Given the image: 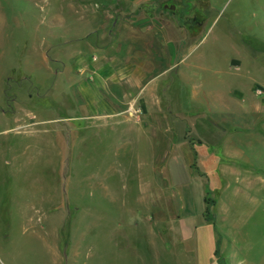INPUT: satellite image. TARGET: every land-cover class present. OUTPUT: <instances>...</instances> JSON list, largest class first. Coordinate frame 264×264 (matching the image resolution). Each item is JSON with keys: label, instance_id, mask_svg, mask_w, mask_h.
<instances>
[{"label": "rangeland", "instance_id": "obj_1", "mask_svg": "<svg viewBox=\"0 0 264 264\" xmlns=\"http://www.w3.org/2000/svg\"><path fill=\"white\" fill-rule=\"evenodd\" d=\"M136 58L150 151L51 123L76 63ZM0 264H264V0H0Z\"/></svg>", "mask_w": 264, "mask_h": 264}, {"label": "crops", "instance_id": "obj_2", "mask_svg": "<svg viewBox=\"0 0 264 264\" xmlns=\"http://www.w3.org/2000/svg\"><path fill=\"white\" fill-rule=\"evenodd\" d=\"M104 51H107V48H104ZM138 59L122 63L114 60L100 63H76L77 68L70 77L68 76L67 81L74 94L81 97L83 113L51 118V123L55 121L59 123L61 120L65 122L63 126L65 130H68L69 135L80 128L68 123L77 119L84 121L82 126L88 125L86 121H89V125L93 121L102 122V124L110 123L114 130L118 129V125L127 123L130 133L134 135L133 141L137 140L139 150L150 151L154 142L153 138L149 137L151 129L158 125L156 121L159 122L160 119L170 116L164 113L162 117L161 114L155 115V111L161 109L160 100L156 97L154 87H148L147 90L144 85L147 73L155 71V67L151 63ZM130 106L134 113L129 109ZM19 119L25 128L32 127L30 124L33 123L35 125L50 123L48 122L50 118L37 119V115L31 111L26 112L25 118ZM115 144L118 142L115 141Z\"/></svg>", "mask_w": 264, "mask_h": 264}, {"label": "built area", "instance_id": "obj_3", "mask_svg": "<svg viewBox=\"0 0 264 264\" xmlns=\"http://www.w3.org/2000/svg\"><path fill=\"white\" fill-rule=\"evenodd\" d=\"M257 92L261 93V90L260 89H257Z\"/></svg>", "mask_w": 264, "mask_h": 264}, {"label": "trees", "instance_id": "obj_4", "mask_svg": "<svg viewBox=\"0 0 264 264\" xmlns=\"http://www.w3.org/2000/svg\"><path fill=\"white\" fill-rule=\"evenodd\" d=\"M209 207V205L206 207V209Z\"/></svg>", "mask_w": 264, "mask_h": 264}]
</instances>
